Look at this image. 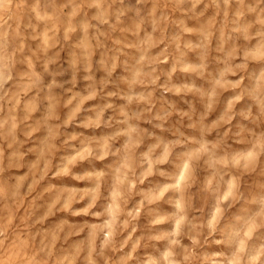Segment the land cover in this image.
<instances>
[{
  "label": "clouds",
  "instance_id": "clouds-1",
  "mask_svg": "<svg viewBox=\"0 0 264 264\" xmlns=\"http://www.w3.org/2000/svg\"><path fill=\"white\" fill-rule=\"evenodd\" d=\"M201 4L204 8L197 12ZM209 8L215 14L205 16ZM61 51L66 54L63 62ZM253 62L256 66L250 69ZM229 89L233 91L221 114L216 106ZM240 100L246 102L236 110ZM87 101L96 103L85 108ZM62 107L69 112L64 120ZM81 112L86 115L77 124ZM213 112L217 115L211 120ZM71 125L75 127L69 130ZM36 133L39 144L28 149L39 156L32 169L42 165L43 175L77 182L56 189L68 194L63 209L87 198L72 215L96 220L86 224L89 239L74 244V251H53L61 228H37L43 218L31 224L27 216L25 222H13L21 182L13 185L11 177L5 178V160L7 168L20 167L27 155L22 149ZM164 149L171 160L162 158ZM109 155L112 160L105 159ZM262 155L264 0H0V264H75L81 252L84 264H97L100 258L106 264L105 250H118L116 238L129 225L135 230L136 214L125 207L133 195L142 194L136 186L150 174L148 166H155L157 175H170L188 164L187 182L179 190L185 203L180 215L189 228L199 220L208 229L207 217L196 215L203 210L199 203L193 205L192 197L208 193L218 199L219 193L203 181L209 176L223 180L233 169L252 170ZM117 163L123 194L119 212L109 183ZM262 174L264 170L257 173ZM195 175L201 183L186 197ZM170 190L174 200V183ZM55 203H61L59 197ZM230 208L224 205L215 227L205 232L220 251L197 256L199 264H264V183L235 210ZM248 221L256 224L251 233ZM161 222L155 217L150 221ZM172 244L178 241L172 239Z\"/></svg>",
  "mask_w": 264,
  "mask_h": 264
},
{
  "label": "rangeland",
  "instance_id": "rangeland-1",
  "mask_svg": "<svg viewBox=\"0 0 264 264\" xmlns=\"http://www.w3.org/2000/svg\"><path fill=\"white\" fill-rule=\"evenodd\" d=\"M150 8L151 5H148ZM204 5L201 4L196 11L199 12L203 10ZM215 10L209 8L205 13V16L214 15ZM176 15H179L177 13ZM174 18V17H170ZM223 16L217 17V20H222ZM191 26V24L189 25ZM39 32L43 33V26L38 29ZM42 41H34V44H39ZM216 46V37H213V48ZM225 47H228L226 44ZM163 48V45L160 46ZM59 50V45L56 49H52V52ZM230 50V49H229ZM153 51H158L154 49ZM192 60H195V55L190 54ZM61 62L66 58L65 52H60ZM239 60H237V63ZM257 62L250 63L249 68L256 66ZM66 66V65H65ZM236 77H229V80H235ZM82 86L81 83L77 84V88ZM229 89L220 97V102L217 104V110L222 114L223 110L227 108V102L225 97H228L232 92ZM31 95V94H30ZM70 95V94H69ZM23 101V98H22ZM246 101L240 100L237 103L236 110H239L240 106ZM96 101H87L84 105L85 108L90 105L95 104ZM71 107V106H69ZM183 108L181 104L179 106ZM18 114H19V110ZM61 120L67 119L69 114L67 108H61L59 110ZM38 113H34V116ZM86 115V113L81 112L77 116L76 123L80 122V117ZM216 112H213L209 119L214 120L216 118ZM179 117L173 116L172 120H178ZM235 121H233L234 123ZM75 125H71L69 130ZM227 127V126H225ZM85 132H91V129H84ZM97 133L100 129L95 130ZM214 136L215 133H212ZM39 133H36L28 140L27 144L24 145L22 151L26 152L24 160L20 161V167L7 168L8 161L5 160L6 171L4 173L5 178L11 177L9 182L11 184H16L21 182L20 197L18 204L12 206V210L15 214L14 223L20 224L25 222L24 218L27 216L26 223L31 224L35 220L43 218V224H38L37 228H42L43 230H55L60 227V237L61 239L57 241L54 252L64 249L71 248L74 251L73 245L80 243L83 240L89 239L90 229L86 227V224L96 223V220L91 215L85 216L72 215V211L82 208L87 202V198L84 200H79V202H73L68 210L63 209V205L68 201V194L64 193L61 195L56 189L63 188L65 186H71L77 182L72 181L70 178H63V183L60 182V178H55L51 173L48 175H43L41 169H32V164L36 163L39 159L37 153L28 151L30 148H35L39 141L37 137ZM17 139H25L23 136L18 135ZM7 148V144H4ZM143 148V144L140 146ZM237 147H243V145H237ZM63 149L56 153V157H59ZM139 151V149H137ZM11 154V149L5 152V156ZM161 156L164 159L171 160V156L168 155L167 149L161 152ZM55 159V158H54ZM106 160H112L111 155L105 158ZM249 159H251V154H249ZM25 161H30V163H25ZM86 163V162H85ZM102 163V162H98ZM120 164L114 165L113 175L109 181L110 185L114 186V190L111 192V197L113 203L117 204L115 211H120L119 201L123 198V194L119 191V185L122 182V177L119 172ZM162 167H168V165H162ZM264 170V155L257 158L256 167L252 170L244 169H233V175L226 176L223 180L219 178H213L209 176L207 180L203 181L209 189L213 186L217 188L219 193V198L216 199L213 196L205 193L203 197L193 196L192 203L195 206L197 203L200 205V209L197 210L196 215H206L208 229L201 227V222L199 220L195 221L193 227L189 228L186 226L185 217H182L180 213L185 211V203L179 197V190L183 189L184 184L187 182L189 176V166L184 164L182 168L178 171H171L170 175H157L155 172V166H148L146 172L150 173L145 176L143 182L136 187L141 190V195H133L132 198L127 202L125 207L126 212H135L136 220L133 221L135 225V230L132 226L123 231L116 238V248L118 250H105V256L107 257L106 264H117V262L128 257L127 264H199L196 259L197 256H202L203 254H211L220 251V246L211 244L209 241L211 237H206L205 232L215 227L217 219L223 214V206L231 204L230 211L235 210L241 203L244 202V197L250 193H253L257 188L264 183V174L257 175ZM43 175V179L41 176ZM174 177V179H173ZM23 178V179H22ZM123 180H127V176L123 177ZM151 181H159V183L153 184L149 187ZM133 183H135L133 181ZM175 184L176 198L170 199L172 192L170 190V185ZM201 183L200 175H195V183L192 187L187 190L185 196L187 197L190 193L197 190V184ZM86 182H79V187L84 188ZM52 187L49 191L48 188ZM136 188L133 189L135 192ZM239 190V192H238ZM240 193H244V196H240ZM239 196V199L237 197ZM60 198L61 203L56 204L57 198ZM55 204V207L53 205ZM211 211L209 213V209ZM163 209V211H161ZM6 214V213H5ZM155 217L161 220V223L151 224V219ZM191 214L187 216V219H191ZM246 228L248 233L253 232L256 229V224L252 221L246 223ZM176 233L177 235L172 236L171 234ZM215 235V233H213ZM171 236V238H170ZM66 238V239H65ZM39 239V237L37 238ZM172 239L178 241L177 245L172 244ZM97 245L100 244V238L97 237ZM175 249V250H174ZM85 253L81 252L80 256L76 259L75 264H84ZM95 258V257H94ZM97 264H105V260L100 258L97 260Z\"/></svg>",
  "mask_w": 264,
  "mask_h": 264
}]
</instances>
